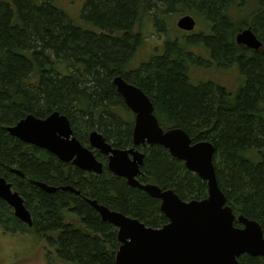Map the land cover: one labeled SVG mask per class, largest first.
Returning a JSON list of instances; mask_svg holds the SVG:
<instances>
[{
    "label": "trees",
    "instance_id": "obj_1",
    "mask_svg": "<svg viewBox=\"0 0 264 264\" xmlns=\"http://www.w3.org/2000/svg\"><path fill=\"white\" fill-rule=\"evenodd\" d=\"M84 1L83 29L56 8V0H0V176L18 178L15 188L34 226L23 227L0 200V230L43 238L69 264H115V230L101 222L85 200L160 228L166 220L157 202L104 170L84 177L6 131L29 113L42 117L59 111L79 135L97 129L116 147L129 146L130 123L114 114L119 101L112 81L123 75L142 47L141 22L154 2ZM160 1L164 8L173 3L201 8L213 24L212 35L203 43L218 62L238 64L246 83L235 94L204 81L193 84L175 44L167 45L162 58L133 72L132 81L153 97L155 117L163 129L179 128L193 141L211 142L217 181L227 203L234 213L257 221L264 233V55L249 60L233 43V35L250 26L264 40V0H256L250 26L246 19L227 17L233 0ZM142 167L149 183L171 189L183 200L206 197L205 183L161 147L145 150ZM35 183L56 190L47 193ZM66 186L79 195L60 190ZM68 213L77 214L85 227L66 224ZM238 264L264 260L243 255Z\"/></svg>",
    "mask_w": 264,
    "mask_h": 264
},
{
    "label": "water",
    "instance_id": "obj_2",
    "mask_svg": "<svg viewBox=\"0 0 264 264\" xmlns=\"http://www.w3.org/2000/svg\"><path fill=\"white\" fill-rule=\"evenodd\" d=\"M183 30H192L191 18L184 17L178 22ZM237 42L257 48L258 42L250 31H245ZM114 84L124 98L126 105L137 114L133 130L135 145L158 144L169 151L172 157L183 161L185 167L208 186L205 200L183 202L172 191H161L155 186H138L131 179L138 173L143 155L133 151L112 150L100 135L91 134L93 147L109 157L108 168L116 177L126 178L131 185L149 192L162 201L161 211L169 223L160 228H147L135 220L109 212L106 207L91 203L103 221L118 228L117 238L121 245L115 255V264H238L243 255L261 257L264 260V237L261 227L254 221L239 217L242 228L233 227L234 215L225 206V196L220 191L212 159L214 148L209 143L192 144L186 133L180 129L164 131L152 114V106L147 97L137 88L127 85L120 78ZM16 139L45 148L68 161L76 156L74 164L85 170L100 173L101 164L92 153L84 149L75 139H70L71 129L66 118L54 114L46 121L28 116L17 125L7 128ZM56 133L59 136H56ZM128 154L133 156L129 160ZM47 191L43 184L40 185ZM0 178V200L13 209L14 216L22 223L31 225V218L23 206V200Z\"/></svg>",
    "mask_w": 264,
    "mask_h": 264
},
{
    "label": "flooded vegetation",
    "instance_id": "obj_3",
    "mask_svg": "<svg viewBox=\"0 0 264 264\" xmlns=\"http://www.w3.org/2000/svg\"><path fill=\"white\" fill-rule=\"evenodd\" d=\"M154 2V8H152L151 11L148 12V14L146 16L143 17V21L144 20H148V22L152 25V29H153V33H152V38H155L156 36V43L158 44V46L155 49H152V51L148 54L146 53L143 56V61L138 64H135V57L138 54L139 50L143 47L144 45V40L146 39V37H144L143 33L141 32V37L143 39V44L142 47L139 48L136 52H135V56L133 57V62L129 65L128 69L125 70L123 72L122 76H117L113 78L112 84L114 86L115 92L117 94V99L119 101V108H115V116L116 118L120 119L121 121L127 119L130 123V144L129 146L125 147V148H118L116 147V145H114L112 142H110L109 140H107L103 133H101L100 131H98L97 129H93L90 130L86 133L85 135H79V133L73 128V125L71 124L69 118L60 113L59 111H52L48 114L43 115L42 117H37L31 113L27 114L23 119L19 120L17 123H19L20 121L26 119L28 116H32L33 118H35L36 120H39L41 122L46 121L47 119H49L50 117H52L54 114H58L61 117H64L67 119L69 127L71 129V135H70V139L75 138L80 145L84 148L89 150L94 159L101 164V172L100 173H96L94 171L91 170H85V169H81L80 167H77L74 164V161L76 159V156H74L72 159L68 160V161H62L60 158H58V156H56L55 154L53 155L52 152H50L49 150L45 149V148H41L32 144H28L25 142H22L26 145L34 147V148H38L44 152H46L47 154H50L51 156H53V158H55L58 162L65 164L66 166H70L71 169H76L79 170L80 172L83 173L84 177L89 176L91 174H95V175H100L102 174L103 170L108 172L109 175L113 178L116 179H121L122 182H124L125 185H127L129 188L138 190L140 192H143L144 194H146L148 197H150L151 199L155 200L158 204V209L159 212L161 214V216H163L166 220V222L160 226V228L166 226L169 223V220L167 219L166 215H164L161 211V204L162 201L154 196H152L149 192L144 191L142 189H139L138 186H155L157 188H159L161 191H172L174 194L175 192L171 189H162L161 187H159L158 185L155 184H151L146 180V176L143 172V167L144 163H145V150L154 146H158L161 147L162 149H164L166 151V153L170 156L171 154L169 153V151L167 149H165L164 147H162L161 145L158 144H148L147 142H144L143 144H137L135 145L133 142V130L135 127V121H136V116L137 114L135 112H133L125 103L124 98L119 94V92L117 91V87L114 84V81L116 78H120L123 82H125L127 85L133 86L137 89H139L149 100V103L152 106V114L153 117H155V108L153 105V97L151 96V94L149 95V93L147 94L140 86L138 83L133 82V72L138 71L139 67L147 65L150 61H153L155 59H159L162 58L165 51H166V47L168 44H175L176 45V50L177 53L179 54L180 57H183V61L185 62V66H186V73L188 76V79L193 83V84H201V81L204 82H208L211 83L213 85H217L218 87H220L221 89H223L225 91L226 94H235L238 92L239 88H241L243 85H245L246 83V77L241 73L240 69H239V65L235 64V63H230L228 65L222 64L220 62L217 61V59L215 57H213L212 53L210 52V50L205 46V44L203 43V39L210 37L212 35V28H213V24L206 18V16L204 15L203 12H201V8H188L187 6H185L184 3H173V6L164 8V6L162 4H164L162 1L160 0H153ZM257 1L256 0H233V3L231 5V7H229L226 10V14L227 17H229L232 20L235 21H239L242 19H246L247 21H249V26L253 24V20H254V13H256L257 11ZM191 18L193 23H194V27L192 30H183L180 29L178 27V22L180 20H182L183 18ZM168 18H176V22L174 25V27H172V25H169L170 23H168ZM143 21L141 23H143ZM201 23H202V28H201ZM245 31H250L251 34L254 36L255 40L258 42V47L257 48H253V47H248L245 44H240L237 42V37L242 34ZM234 36V46L236 48H241L243 49L246 53V58L249 60L253 59V56L255 55H264V40L260 38L259 34L254 30L253 26L250 27H246L243 28L242 30H240L239 32H237L236 34L233 35ZM192 72H196L199 73L196 77H193ZM201 72L206 74V77H201ZM214 76V78H211L210 75ZM212 76V77H213ZM223 77H227L226 81L223 80ZM120 109V110H119ZM157 122L158 119L157 117H155ZM14 124L13 126L17 125ZM11 126V127H13ZM158 126L163 130V132L168 131V130H172V129H179V128H170V129H163L158 122ZM10 128V127H7ZM182 130V129H180ZM7 131V129H6ZM184 131V130H182ZM185 132V131H184ZM8 133V131H7ZM98 134L102 137L103 142L109 146L112 150H121V151H133V152H137L141 155H143V159H142V163L138 166V173L131 179L132 181H134L138 186H134L131 185L129 183V181L126 178H122V177H116V175L111 172L108 168V163H109V157L112 156V154H108L105 155L101 152V150L95 148L92 146L91 141H90V135L91 134ZM186 133V132H185ZM9 134V133H8ZM10 135V134H9ZM186 135L189 137V135L186 133ZM11 136V135H10ZM56 136H59L58 133H56ZM12 138L16 139L15 137L11 136ZM18 140V139H16ZM189 140H191V138L189 137ZM20 141V140H18ZM192 144H197V143H209L211 144V142L209 141H193L191 140ZM212 145V144H211ZM213 146V145H212ZM214 148V146H213ZM128 158L129 160H133V156L128 154ZM174 158V157H172ZM176 159V158H174ZM178 160V159H176ZM180 161V160H178ZM183 163L184 168L189 171L186 167H185V163L183 161H180ZM212 163H213V167L215 170V164H214V153H213V159H212ZM10 173L19 176V177H23L21 172H19L18 170L15 169H10L9 170ZM190 172V171H189ZM64 173V172H63ZM192 173V172H190ZM193 175H195L194 173H192ZM197 176V175H195ZM215 176H216V180H217V175H216V170H215ZM13 176H8V177H3L0 176V178H2L6 185L10 186V190L13 193H17L22 200H23V206L24 209H26L30 215L31 218V225L22 223L20 220H18L15 216H14V212L13 209L8 206V204H6L4 201V203L8 206V208H10V210L12 211L13 216L20 221V223L23 225V227H28L29 229H31L33 226V218L31 215V212L29 211V209L26 207L25 202H24V198L20 195V193L16 190L15 186L17 187L19 181L18 178H15ZM198 177V176H197ZM199 178V177H198ZM200 179V178H199ZM201 181H203L202 179H200ZM206 185V189H207V194L206 197L201 199V200H205L208 197V186L207 183L205 181H203ZM37 185V187H39L40 189H42L43 191L47 192V193H53L55 192L56 188L48 186L44 183H35ZM44 185L47 189H53V191H47L44 188H42L40 185ZM218 184V181H217ZM219 187V184H218ZM220 191L222 192L221 188L219 187ZM61 191H67L70 193H73L74 195H79V193L77 191L74 190V188L70 187V186H66V187H61L60 188ZM223 193V192H222ZM176 195V194H175ZM224 195V193H223ZM177 196V195H176ZM225 196V195H224ZM179 198V200L183 201V202H189L195 199H191V200H183L181 199L179 196H177ZM226 199V197H225ZM201 200H196V201H201ZM2 201V200H1ZM90 207L96 212L97 216L99 217V220L103 223H107L109 224L110 227H113V229L115 230V238L116 241L118 243V247L117 250L115 251L114 254V262H115V255L116 252L119 250V246L121 245V243L119 242L117 235H118V228L116 225L108 222V221H103L100 214L98 213V211L96 210V208L94 206H92L91 203H96V206H100V207H106V209L109 212H115L118 214L123 215L125 218L129 219V220H135L138 223H140L141 225H143L144 227L147 228H152L150 226H147L145 223L141 222L139 219L134 218V217H130L129 215H125L124 213L109 208L106 205L103 204H99L97 201L92 200V199H86L85 200ZM228 201V200H227ZM227 201L225 202V206H228L229 209L232 210L231 213H233L234 215V222H233V227L236 228H242L244 227V225H242V223L239 222V217H244L243 215H241L240 213H234L233 208L230 206V203L228 204ZM69 218H67L65 220L66 224L69 225H73V226H79V227H85L82 226L80 223V219L78 218L77 214H71L68 213ZM249 221H254L256 222L260 227L261 225L252 219H248ZM160 228H153V229H160ZM262 230V228H261ZM263 233V231H262ZM263 237H264V233H263Z\"/></svg>",
    "mask_w": 264,
    "mask_h": 264
},
{
    "label": "rangeland",
    "instance_id": "obj_4",
    "mask_svg": "<svg viewBox=\"0 0 264 264\" xmlns=\"http://www.w3.org/2000/svg\"><path fill=\"white\" fill-rule=\"evenodd\" d=\"M56 8L63 12L65 16L73 24L85 28L86 25L82 20V14L85 7L84 0H56ZM169 25L175 24L176 18H168ZM202 28V23H201ZM142 33L146 39L144 40L143 47L139 50L135 57V64L142 62L143 56L150 53L155 49L158 44L156 43V36L152 38V25L148 20H144L141 26ZM193 77L199 73L192 72ZM214 78L213 74L210 75ZM213 76V77H212ZM202 77H206L205 73L201 72ZM227 77H223L226 81ZM0 264H69L57 257V254L43 238H38L34 234H19L7 233L0 230Z\"/></svg>",
    "mask_w": 264,
    "mask_h": 264
}]
</instances>
